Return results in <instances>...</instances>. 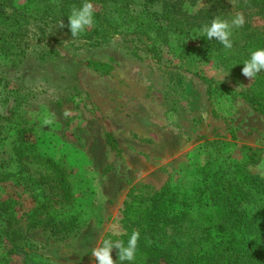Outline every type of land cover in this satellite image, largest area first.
<instances>
[{
    "label": "rangeland",
    "instance_id": "rangeland-1",
    "mask_svg": "<svg viewBox=\"0 0 264 264\" xmlns=\"http://www.w3.org/2000/svg\"><path fill=\"white\" fill-rule=\"evenodd\" d=\"M174 1L148 0L146 15L143 6L132 7L160 30L113 31L103 41L98 21L72 37L68 22L61 28L44 3L25 11L34 21L27 20L28 32L19 39V9L26 2L9 4L6 13L18 21L0 24V31L13 33L9 55L0 53V116L8 117L0 130V179L10 171L15 133L27 131L39 155L65 174L80 216L70 234L52 232L47 222L31 224L34 190L24 178L0 180V204L13 201L11 229L19 234L17 248L2 254L3 264H96L93 249L125 233L124 204L131 196L146 197L167 184L188 191L198 179L203 205L212 211L213 187L206 181H232L242 173L264 179V117L240 96L254 80L242 75L243 62L264 48V0H182L171 8ZM169 9L167 21L160 15ZM237 13L245 23L233 29L232 49L204 38V26ZM193 17L196 26L189 28ZM178 20L181 31L174 32ZM195 75L216 85L211 97ZM107 133L117 139L120 155L107 146ZM111 255L117 264V250Z\"/></svg>",
    "mask_w": 264,
    "mask_h": 264
},
{
    "label": "trees",
    "instance_id": "trees-1",
    "mask_svg": "<svg viewBox=\"0 0 264 264\" xmlns=\"http://www.w3.org/2000/svg\"><path fill=\"white\" fill-rule=\"evenodd\" d=\"M12 0H0V24L17 23V18H10L6 13ZM216 2L220 0H214ZM257 0H250L249 3ZM24 10L19 9V39L27 30L26 10L30 6L44 3L54 10L55 22H68L73 8L80 7L85 0H25ZM93 5L94 21H98L102 30V41L108 39L113 31L124 32L133 28L137 32L148 35L157 26L145 16L133 14L132 7L143 6L145 13L148 0H90ZM182 3L175 0L171 8ZM98 12H95V11ZM172 11L160 15L170 21ZM136 16V17H135ZM43 18H40L42 20ZM34 21V20H32ZM177 23L172 24L174 32L181 31ZM99 26V27H100ZM189 28L196 26L194 17L186 21ZM101 28V27H100ZM169 30H172L170 27ZM94 30L92 33L94 34ZM13 33L0 31V53L9 55L13 46L7 39ZM96 43L101 41L95 39ZM248 44V43H247ZM245 44L242 48L247 49ZM24 48L19 41V57L24 56ZM94 70H109V65L87 63ZM207 86V95L211 97L212 80L195 75ZM223 89L220 96H225ZM242 101L255 113L264 117V74L253 80L249 90L241 95ZM5 102H7L5 100ZM17 105L19 102L16 100ZM5 103L2 104V106ZM14 111L12 110L11 114ZM8 122V117L0 116V130ZM27 131H18L10 142V159L6 165L5 180L14 178L25 180L26 186L33 191V207L28 218L31 224L47 222L53 227L52 232L70 234L79 220V213L74 208L73 195L69 182L63 171L52 161L39 155L36 143ZM107 146L120 155L121 150L115 136L105 135ZM207 163L200 169L203 173L208 169ZM212 183L213 195L210 198L212 211L203 205L200 192L201 180H196L188 191H180L165 185L159 191L146 197L131 196L124 204L123 223L125 233L119 238L127 242L133 231L140 233L137 245L136 260L133 264H264V179L242 173L236 180H221L215 177ZM1 182V181H0ZM1 189V187H0ZM205 207V208H204ZM249 208V209H246ZM17 213L11 199L0 204V255L8 246L14 251L19 243V234L11 228L14 214ZM42 217L44 218L43 220ZM12 244V245H10ZM118 253V250H117ZM0 256V264L5 262ZM118 260V255H117ZM118 264V261H117ZM127 264V262H126Z\"/></svg>",
    "mask_w": 264,
    "mask_h": 264
},
{
    "label": "clouds",
    "instance_id": "clouds-1",
    "mask_svg": "<svg viewBox=\"0 0 264 264\" xmlns=\"http://www.w3.org/2000/svg\"><path fill=\"white\" fill-rule=\"evenodd\" d=\"M68 28L72 37H77L94 23L93 5L90 0L78 8H73L68 17ZM244 16L237 13L230 20L214 19L210 25L204 26L201 31L207 41H218L225 49H232L233 43L231 36L234 28H240L244 25ZM60 27H64L63 20L60 21ZM264 73V48L257 49L250 54V58L243 62L242 75L251 80L256 79L258 74ZM140 233L133 231L127 242L119 239H105L102 246L92 251V256L96 264H114L112 258L113 249L118 250V264H133L136 260L137 245Z\"/></svg>",
    "mask_w": 264,
    "mask_h": 264
}]
</instances>
